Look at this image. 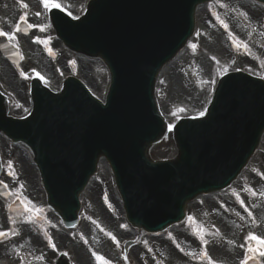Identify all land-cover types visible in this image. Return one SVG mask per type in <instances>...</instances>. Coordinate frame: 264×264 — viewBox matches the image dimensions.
<instances>
[{"label":"rangeland","instance_id":"374dc122","mask_svg":"<svg viewBox=\"0 0 264 264\" xmlns=\"http://www.w3.org/2000/svg\"><path fill=\"white\" fill-rule=\"evenodd\" d=\"M228 2L234 1L214 0L199 8L194 36L189 41L187 47L177 56L175 61L168 65L161 74L162 76L158 84V96L162 110L170 123H174L180 116L200 114L203 112L218 77L236 66L234 58L230 59L234 55L229 44L224 39L221 27L215 24L212 27L210 26L209 14H212L216 22H219L228 14L226 10ZM93 63L91 61H85L84 66H86L85 68H88V66L91 68L95 65ZM100 91L102 93V90ZM175 152L171 136L153 150V153L156 155L155 157H171ZM253 162H264V142L261 150L253 159ZM100 166L98 176L92 181L90 187L83 195L86 204L82 213L81 225L85 233V248H88L92 254L95 253L96 255L102 256L104 253L96 248L97 244L101 245L99 239L103 245H107L106 247L112 250L113 246L109 244L110 238L117 237L118 241L121 242L122 237L131 236L133 230L124 219L120 203H117L118 199H116V194L113 189V179L107 164L102 161ZM100 193L102 195H108L107 198L102 199V207L106 213L99 210L98 207L96 208L92 202V198ZM208 201L209 199L206 197L199 198L195 201L196 203L191 205L192 211H195L198 204L203 205L204 208V205ZM216 201L223 203V200L219 198ZM107 211H109L111 216ZM102 218L107 219L110 224L103 222ZM92 223H95V225L99 223L100 226L94 227L91 225L90 228L92 231L90 232L88 226ZM175 232L176 228H172L168 232L170 234L164 237L170 238ZM147 238L144 242H152L153 246L150 254L153 253L158 260L154 262L162 264L161 257L158 256V250L156 248L160 242L159 239ZM68 246L72 247V243H69ZM138 251L149 263V258H146L147 254H145L143 248L140 247ZM96 255L93 254L91 259L93 260ZM75 258L77 261L86 262L89 256L80 249Z\"/></svg>","mask_w":264,"mask_h":264},{"label":"snow or ice","instance_id":"6c2138e0","mask_svg":"<svg viewBox=\"0 0 264 264\" xmlns=\"http://www.w3.org/2000/svg\"><path fill=\"white\" fill-rule=\"evenodd\" d=\"M43 3V8L47 11H52V10H57V9H61L62 5L61 3L57 2V0H42ZM23 7L27 8L28 6L26 4L23 5ZM37 15H39V13H37ZM24 19V18H22ZM221 24L227 28V24H225L223 21H220ZM31 27H38V25H32ZM20 31V25L17 24L15 27L14 32L9 33V32H5L0 30V37H7L8 41H14L16 40V33H18ZM17 46V45H14ZM201 116L204 115L203 112L200 113ZM241 205L243 206V201H241ZM26 212H31L32 209L26 207L25 208ZM249 215H251V213H249ZM5 235L4 232H0V237H3ZM113 239H115V237H112ZM246 243L248 245H258L259 247H254V246H249L247 248V253L246 255H248L250 258L254 259L255 256H252L253 253H257L259 256H264V237L259 236L255 233H249L248 236L245 238ZM240 247H245L244 244L240 245ZM94 255H96L95 253H93ZM206 255V253H205ZM97 260H103V257L97 256ZM104 264H107V261L104 262ZM241 264H249V260L245 259L241 261Z\"/></svg>","mask_w":264,"mask_h":264},{"label":"flooded vegetation","instance_id":"af4514ba","mask_svg":"<svg viewBox=\"0 0 264 264\" xmlns=\"http://www.w3.org/2000/svg\"><path fill=\"white\" fill-rule=\"evenodd\" d=\"M0 9H1V12L2 13H5V14H8V12H4V8L0 5ZM24 18V19H22ZM25 19H27V16L25 15H21V14H18L17 16H15V22H19V21H24ZM33 30V28H32ZM28 207L30 208L29 206L25 205V204H22L21 205V211L23 212H26L25 211V208ZM27 213H31V212H27ZM246 238V237H245ZM244 238V240H245ZM249 246H254V247H259L258 245H248L247 243L245 244V247L243 248H239V247H236L234 249H231V248H226V250L224 251V257L226 259L225 263L224 264H229V260L231 259H236L237 260V264H241V261L242 260H245V259H248L249 260V264H264V256H259L257 253H253L252 256H255L254 259L250 258L248 255H246L247 253V248Z\"/></svg>","mask_w":264,"mask_h":264},{"label":"water","instance_id":"95a60500","mask_svg":"<svg viewBox=\"0 0 264 264\" xmlns=\"http://www.w3.org/2000/svg\"><path fill=\"white\" fill-rule=\"evenodd\" d=\"M194 2H195V0H190L189 1V6H188V8H189V10L192 8V6H193V4H194ZM184 4H186L187 5V3H184ZM181 4L178 2V0H165V6L168 8V10H170L171 12H177L178 10H181L180 9V6ZM185 16H186V13H182V15H180V20L182 21L184 18H185ZM178 21V19L176 18V22ZM109 134V133H108ZM107 135V134H106ZM105 135V136H106ZM104 142H106V141H104ZM122 142H120V143H118V144H116V145H111V146H109L108 147V149L109 150H115V148L116 147H119V145L121 144ZM148 147V146H147ZM147 147H146V149H147ZM181 166H182V163L178 166V170L181 168ZM176 174H177V168H176ZM221 181V180H220ZM219 181V183H217V185L218 184H221L222 182H225V181H221L220 182ZM211 187H213L212 185H201V186H197L196 187V189L193 191V193H191L190 194V197H188V198H186V200L187 199H189V198H192V197H194L195 195H197L198 193H200V192H204V191H207L208 189H210ZM129 210H132L130 207H129ZM135 223H137L136 221H134Z\"/></svg>","mask_w":264,"mask_h":264}]
</instances>
